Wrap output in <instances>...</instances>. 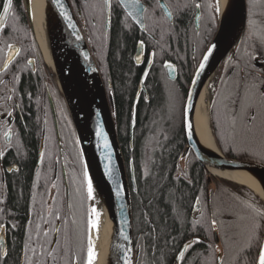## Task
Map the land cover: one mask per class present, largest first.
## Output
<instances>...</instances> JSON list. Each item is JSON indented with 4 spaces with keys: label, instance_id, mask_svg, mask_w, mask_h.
<instances>
[{
    "label": "trees",
    "instance_id": "obj_1",
    "mask_svg": "<svg viewBox=\"0 0 264 264\" xmlns=\"http://www.w3.org/2000/svg\"><path fill=\"white\" fill-rule=\"evenodd\" d=\"M211 1L215 2V0ZM1 3L2 0L0 5ZM246 5L248 19L255 16L259 22L264 20V0H246ZM19 10V13H10L9 18H13L7 25L19 28L17 42L22 45L30 42L34 48H37L23 7L20 6ZM92 25V30L85 33V39L100 74L110 83L117 140L126 169L129 170V162L133 167L135 191L131 190L130 199L133 244L138 250L137 264H169L170 258L175 254L178 240H183L191 232L188 216L194 202L193 197L204 192L206 174L191 158L187 166L186 179L177 177L179 171L177 163L183 152L179 127L181 100L177 98L162 70L164 61L174 63L179 67L182 83L185 84L190 78L194 66L189 56L190 47L186 33L189 26L178 24L172 26L168 22L146 24L147 32L156 35V40L150 42L151 50L155 54L154 62L145 80L151 97L148 103L141 101L140 98L133 109L134 93L139 81L133 54L136 42L141 36L138 37L136 28L129 23L114 21L109 37H104L102 26ZM98 27L101 30L99 37ZM15 36L16 34L14 38ZM202 51L203 49L200 54ZM200 54L198 53V56ZM247 84H250L249 81L243 82L238 75V69H235L230 76L225 72L219 79L216 86L217 93L213 96L209 110L210 130L218 151L224 157L264 165V104L256 99L257 106L252 110L256 113L257 119L254 123H249L247 116L251 113H240L238 107L229 100V97L234 100L238 91L242 93ZM52 85L57 91L54 80ZM256 87L258 96L260 87L258 84ZM23 93V96L31 95L27 100L25 99L22 108L24 125L21 128L30 132L27 140L29 146L26 148L28 155L20 166L22 173L20 172L19 179L24 186L29 182H25L24 179L29 180L32 174L35 155L32 139L35 131L39 133L45 127L47 120L52 128V122L49 109L47 107L39 109L41 102H36L37 99H41L38 85H34L31 81L27 82ZM32 102H35V105ZM133 114L135 123L130 129ZM238 117L240 119H237V122L235 118ZM43 154L36 174L39 188L43 184H50L51 178L56 176L55 157L53 158L56 150H44ZM47 156L49 157L46 158ZM71 159L73 162L77 160L78 166L74 175L72 168L69 172L68 200L63 188L57 191L56 196H51L48 189L39 190L37 196L36 220L39 227L34 239L44 242L43 227L49 228L46 231L48 232L46 240L51 242L54 235L57 243L53 248L57 251L65 248L68 250L66 254L58 256V264H74V260L76 264H84L86 259L88 219L92 206L87 198L84 170L77 151L72 153ZM215 181L222 185L214 189L215 193L212 194L216 220L221 222L223 216H228L231 221L240 219L243 215L247 216L243 214L245 210H251V215L256 217L257 213L264 214V203L251 191L223 180L215 179ZM26 203V199L13 200L16 208L20 206L26 208ZM68 204L72 205L71 209ZM50 208L53 212L59 211V220H56L54 215H49ZM257 218L260 219L259 226L262 230L264 215ZM45 220L48 223H45ZM56 221L59 222L57 235L52 231ZM11 236L21 242L29 239L31 235H24L22 239V233L16 232ZM241 236L242 234L238 239ZM240 245H243V239L239 240L237 249ZM39 248L37 247L38 252ZM45 248L50 247L45 246ZM16 251L14 248L10 249L4 264H19L20 255ZM245 257L246 255L241 257V263L244 262ZM32 258L31 251L25 248L23 264H28V260Z\"/></svg>",
    "mask_w": 264,
    "mask_h": 264
},
{
    "label": "flooded vegetation",
    "instance_id": "obj_2",
    "mask_svg": "<svg viewBox=\"0 0 264 264\" xmlns=\"http://www.w3.org/2000/svg\"><path fill=\"white\" fill-rule=\"evenodd\" d=\"M163 2L167 3L169 5V10L173 12V18L171 20L165 17V14L157 0H140V4L144 9H146V11L142 14L144 30H141L124 11L119 0H111L110 6H108V21H106V5L104 0H69L70 7L84 38L85 33L92 30V24L102 26L104 37H109L113 22L118 21L133 25L137 30L138 37L141 36V38L136 42L134 54L140 41H144L143 61L140 66H136L134 63L138 70L139 81L134 93L132 106L133 109L134 105L140 98L141 101L143 100V102L145 101L148 103L151 97L149 94V89L147 90L146 88L145 80L149 75L154 62V52L151 50L152 46L150 45V42H154L156 40V35H152L147 32L146 24H161L168 22V24L172 26L175 24L188 25L189 28L187 27L186 33L190 47L189 56L194 67L213 39L217 30L219 12L217 13L215 11L216 0L215 2H212L211 0H163ZM196 2H199L202 5L199 9L200 19L198 20L197 25L195 22L197 9L194 7ZM2 4L3 0L0 5V10ZM20 6L23 7L21 0H13L5 27L0 32V151L4 153L3 157H0V224L3 225V228H0V232L3 231L5 235L4 245L0 242V264H4V260L11 248L17 250V254L20 255L19 264H23L24 249L26 248V244L35 248L40 247L41 244H44L43 241L38 242L34 239V234L37 231L36 205L38 191L48 189L51 196H56L57 191H60L61 188H63L65 191L66 200H68L69 172L72 168V174L74 175L76 173V166H78V161L75 160L73 162L71 157L72 153L76 151L79 154L75 134L65 104L59 92L53 89V76L49 72L47 65L44 63L38 47L34 48L30 42H27L24 45L17 42L16 39L18 38L16 37H18L17 34L19 28L7 25L8 21L13 18H9L10 13H19ZM250 18L257 20L255 16L249 17V19ZM249 19L246 5V23L243 33L241 34L238 42L233 47V50L229 52V54L223 60V63L215 72V74L219 72V76L213 89L212 99L214 94L217 93L216 86L219 79L225 74V72L228 76H230L235 69H238V75L240 78H242L243 82L247 80L250 84L255 82V84H258L260 87V92H264V45L258 46L256 41L248 38L250 31V26L248 24ZM106 24L108 27H106ZM99 28L100 27L97 29L98 37L100 36L101 32ZM257 28L264 30V26H262L259 21H257ZM14 34H16L15 38ZM7 44H12L19 48L20 53L19 55L15 56L11 63L8 64L7 69L4 68V70H2L8 52ZM201 49H203V51L200 54ZM198 53L200 56H198ZM150 55H152L151 66L143 81V87L141 88L140 80ZM29 61H31V63H29ZM166 64L175 67L176 77L174 81H171L167 78L165 70ZM178 69L179 67L174 63L164 61L162 64V70L165 79L171 84L170 86L174 89V93L176 94L177 98H180L181 100L179 127L180 133L182 135L184 151L185 143L181 129V114L185 93L188 88L193 70L191 72L190 78L184 84L181 81ZM100 76L105 86L107 96H109L111 94L110 83L104 80L101 74ZM29 81H31V83L34 85L36 84V86L38 85L39 90L41 91V99H37L36 102H41L39 109H46V107L49 109L52 128L50 127L49 121L47 120L45 127H43L39 133L35 131L32 139V149L35 153L33 158L32 174L29 180L26 178L24 179L25 182H29L23 186L19 179L20 174L22 173L20 166L28 155L26 148L29 146V144H27V140L29 137L28 134L30 132L28 129L21 128L24 125L22 108L25 99L27 100L28 97L31 96L29 94L23 96L26 84ZM9 97H11V99H9ZM33 104L35 105V102ZM51 107L54 111V119L52 116ZM251 111L254 112L253 110ZM8 113H11V116H9ZM235 119L238 122L240 118L238 117ZM134 123L135 119L133 114L131 118L132 125L130 126V129H132ZM8 129L12 130L10 141L4 136V132ZM44 150H56V155L53 156V158L55 157L54 168L56 176L51 178L50 184H43L39 188L36 174L40 162L42 161L41 153H43ZM48 157L49 156L46 158ZM191 158L194 159L191 154H188L184 160L178 161V178L186 179L187 166L190 163ZM182 162L183 164L181 166L180 163ZM194 162L196 161L194 160ZM130 164L131 162H129V165ZM126 171L128 175L129 170L126 169ZM43 180L47 181V179ZM216 180L219 181L218 179ZM52 182L57 185L56 188H52ZM210 184L211 185L208 186L207 175L205 174V184L203 188L204 192L193 197L194 202L192 203V208L188 216L191 232L183 240H178L176 243L177 245L175 244V254L173 255V258H170L169 264H178V262L175 260V256L181 249H183L185 244H189L190 242H193L197 239L200 241L199 244L193 243L191 248L185 250V261L183 264H217L218 253H221L223 264H249V261H251L252 258L257 255V247H252L250 249L245 248L248 242V231L254 222L258 223L257 235L261 241L264 231V222L263 228L260 230V219L251 215V210L243 211V214H247V216L243 215V217H240V219L237 218L238 220L232 219L231 221L228 216H223L221 222L216 220L214 218L216 212L213 209L214 205L212 194L215 193L214 189H218L220 186L222 187V185H220L219 182H216L215 179H212ZM24 199L27 201L26 208L21 206L16 208V204L13 205V200L20 201ZM197 200L199 203H197ZM213 220L216 221L214 226L212 224ZM219 223L221 224L220 228ZM232 228L234 231H232ZM47 229L49 228L46 226L43 227L44 231H47ZM57 229L59 230L58 221L55 222L54 228L52 229L54 234L58 232ZM215 231L218 238V247L215 245ZM16 232L22 233V239L24 235L26 236L30 234L31 240H21V242L15 240L14 236L11 235ZM241 234V238L238 239ZM241 239H243V245H240V247L237 249L239 240ZM52 241H56L54 235ZM51 242L44 244V246L50 248L55 247L56 243ZM231 249L233 251V255L231 253ZM241 249L244 250L241 251ZM134 254L135 264H137L138 250L135 245ZM245 255V260L243 263H241V257Z\"/></svg>",
    "mask_w": 264,
    "mask_h": 264
},
{
    "label": "water",
    "instance_id": "obj_3",
    "mask_svg": "<svg viewBox=\"0 0 264 264\" xmlns=\"http://www.w3.org/2000/svg\"><path fill=\"white\" fill-rule=\"evenodd\" d=\"M21 1L32 36L44 61L39 46L35 40L27 0ZM232 1L228 12L222 18L219 17L216 33L193 69L182 106L181 129L185 148L179 160L182 161L188 154H191L196 163L201 166L207 174L208 186L211 185L210 182L212 179L223 180L240 186L227 178L218 176L214 172L249 170L260 181L264 193V165L252 161L226 158L218 151L217 147L216 152L206 150L196 141L193 131V107L198 93L205 81L209 82L212 79L225 57L233 50V47L238 42L245 27L246 0ZM4 2L5 0H3V3ZM47 2L52 12L48 15L44 14L45 19L42 23V34L47 52L50 54V62L48 65L45 61L44 63L47 65L55 80L57 90L59 91L68 112L83 170H85V167L87 168L88 175L93 183L94 193H96V188H99L100 185L102 186L106 200L111 209L110 264H125L126 255L130 257L131 264H135L130 199L131 189L135 191L133 167L131 164L129 165V174L127 175L122 152L117 140L116 128L112 115L111 95L107 96L98 67L93 59L87 42L81 33L77 20L70 7L69 0H59V3H57V0H47ZM121 5L135 25L141 30H144V24L143 22L141 23L142 15L138 10L130 7L126 3H121ZM63 13H67V16L71 17V20L69 21ZM129 13L133 14L130 15ZM0 14H3V4ZM197 16H199V9L197 10ZM106 21H108V6H106ZM195 22L197 25L198 20L195 19ZM238 24L240 25L239 32L232 40L229 48L223 50V45L229 34ZM72 25H74V27ZM106 27H108L107 24ZM209 48H211V55H209L208 60L205 62L203 57L208 53ZM143 53L144 49L140 47L139 43L133 57L136 66L141 65L143 61ZM8 54L9 50L5 61L7 60ZM15 56L16 55H13L12 60ZM137 56H139V60H137ZM151 62L152 55H150L141 77V88L143 87V81L149 71ZM200 63L205 64L203 70H200L199 68ZM2 70H4V65ZM165 70L167 78L174 81L176 77L175 67H168V64H166ZM83 77L86 78L93 91L92 98L88 101V106L83 94ZM193 81H195V83H193ZM88 107L92 109V112H89L91 110H89ZM51 109L54 119V111L52 107ZM189 124L191 125L190 128L188 127ZM99 129H102L106 135L110 150L104 149L102 138L96 135ZM109 155L110 167L113 169L112 179H109L105 174V165L109 164ZM113 180L115 183H113ZM117 186L123 187L120 196L115 194ZM240 187L248 189L264 203V197L262 198L247 187ZM90 201L92 208H95V199ZM125 236L128 237L127 240L124 239ZM214 237L215 245L218 247L216 231ZM4 241L5 235L4 232L1 231L0 242L3 245ZM261 242H264V231ZM128 249H130V252L127 251ZM220 259L221 253H218L217 264H220Z\"/></svg>",
    "mask_w": 264,
    "mask_h": 264
},
{
    "label": "snow or ice",
    "instance_id": "obj_4",
    "mask_svg": "<svg viewBox=\"0 0 264 264\" xmlns=\"http://www.w3.org/2000/svg\"><path fill=\"white\" fill-rule=\"evenodd\" d=\"M121 3H126L128 4L130 7L137 9L138 12L142 15L146 9H144L142 7V5L140 4V0H120ZM157 2L159 3L160 7L163 9L165 17L168 19H172L173 18V12L169 10V5L167 3H164L163 0H157ZM12 3L13 0H5V2L3 3V14H0V31H2L5 27V20L6 17L9 13V10L12 7ZM57 3H59V0H57ZM104 3L106 6H110L111 0H104ZM62 6V5H61ZM201 3L196 2L194 7L198 10L201 8ZM219 0H217L216 5H215V11L218 13L219 12ZM130 15H132L133 13H129ZM63 15L70 21L71 17L67 16V13H63ZM196 19L199 20L200 17L196 16ZM143 21L141 20V23ZM248 24L250 26V31H249V37L253 39L254 41L257 42V45H264V30H260L257 28V20L255 19H249ZM260 24L262 26H264V20L260 21ZM74 27V25H72ZM144 46V41L141 40L140 41V47L143 48ZM7 48L9 50V54L7 57V60L5 61L4 64V68L7 69L8 64L11 63L12 61V57L13 55H19L20 53V49L16 48L14 45L12 44H7ZM153 55H155L153 53ZM209 55H211V48L208 49V53L206 55H204L203 60L206 62L208 60ZM255 58V57H253ZM137 60H139V56H137ZM29 63H31V61H29ZM205 64L204 63H200L199 68L200 70H203ZM168 67H171V65H168ZM193 83H195V81H193ZM260 100L261 104H264V92H259L258 96H257V87L255 82H252L251 84H247L244 86V91L241 92H237L236 94V98L233 100L231 97H229V100L231 101V103L233 105H236L238 107V111L242 114L245 113H251L250 115L247 116V119L249 121V123H254L255 120L257 119V115L255 112H252L251 110L253 109V107H256V99ZM9 99H11V97H9ZM190 107V106H189ZM9 116H11V113H8ZM235 125V119L233 120V126ZM188 127L190 128L191 125L189 124ZM97 136L101 137L103 140V147L106 150H110V145L108 143V139L106 137V135L104 134L102 129H99L96 133ZM4 136L5 138H7L9 141L11 140V136H12V130L8 129L7 131L4 132ZM4 153L2 151H0V157H3ZM43 153H41V157L43 158ZM109 159V164L105 165V174L109 179H112L113 177V169L110 167V155L108 157ZM58 162V161H57ZM84 180L86 181V189H87V198L89 200H94V188H93V183L91 178L88 175V171L87 168L85 167L84 173ZM113 183H115V181L113 180ZM57 185L55 183L52 184V188H56ZM77 191H79V189H77ZM123 191V187L122 186H117L116 190H115V194L117 196H120L121 193ZM53 200H55V198H53ZM197 203H199V201L197 200ZM69 209L72 208L71 204H68ZM49 215H54L56 220L60 219V215H59V211L57 210L56 212H53L52 209H49ZM257 217H261L264 214L261 213H257L256 214ZM93 217H95V219H93ZM99 217H100V213L93 207L91 209L90 215H89V219H88V235H87V248H86V259L84 261V264H95V260L97 258V251H96V245H95V241L99 238L98 237V231H99ZM45 223H48L47 220L44 221ZM75 223V221H74ZM213 226L216 224V221L213 220L212 221ZM39 227V226H37ZM0 228H3V225L0 224ZM257 228H258V223L254 222L251 226V228L248 231V242L245 246V248L250 249L252 247H257L258 248V252L257 255L255 257L252 258L251 261H249V264H264V242H261L258 238L257 235ZM92 230H96L97 235L94 238L92 236ZM57 231H59L57 229ZM43 236L45 237V241L44 244H47L48 241L46 240V237L48 236V232H44ZM125 240L128 239L127 236L124 237ZM29 240H31V236L29 237ZM51 243H57L56 241H52ZM196 243L199 244L200 241L197 239L193 242H190L189 244H185L183 246V249H181L179 251V253L175 256V260L178 262V264H183V262L185 261V250L188 248L192 247V244ZM44 244L40 245L39 248V252L37 251V248L35 247H30L28 244L25 245L26 249H28V251H31L33 254V258L28 260V264H58V256L64 255L67 253V249H60L59 251H57V249L54 248H45ZM244 249H241V251H243ZM128 252H130V249L127 250ZM74 264H76L75 260H74ZM125 264H131V259L129 256H125ZM220 264H223V260L221 259Z\"/></svg>",
    "mask_w": 264,
    "mask_h": 264
},
{
    "label": "bare ground",
    "instance_id": "obj_5",
    "mask_svg": "<svg viewBox=\"0 0 264 264\" xmlns=\"http://www.w3.org/2000/svg\"><path fill=\"white\" fill-rule=\"evenodd\" d=\"M217 2V0H216ZM232 0H219V17L222 18L229 10L232 4ZM27 6L29 9V16L34 32L35 40L39 46L44 61L48 65L50 62V54L47 52L45 40L42 34V23L44 22L45 15L52 12L47 0H27ZM240 30V25L234 27L229 34L227 40L223 45V50L229 48L232 40L235 38ZM84 78V77H83ZM83 94L88 106V101L92 98L93 91L88 84L86 78L83 82ZM211 92L208 89V82L202 85L197 99L193 107L192 124L196 141L199 145L209 151L216 152V145L209 127V106L211 103ZM89 112L92 109L88 107ZM220 177L227 178L232 182L239 184L240 186L247 187L253 190L256 194L264 197V193L257 177L249 170H236V171H216L214 172ZM95 194V209L100 213L99 217V231L98 239L95 241L97 258L95 264H110L111 259V209L106 200L105 193L102 186L96 188ZM92 236L95 238L97 235L96 230H92Z\"/></svg>",
    "mask_w": 264,
    "mask_h": 264
},
{
    "label": "rangeland",
    "instance_id": "obj_6",
    "mask_svg": "<svg viewBox=\"0 0 264 264\" xmlns=\"http://www.w3.org/2000/svg\"><path fill=\"white\" fill-rule=\"evenodd\" d=\"M49 72H50V71H49ZM218 76H219V72L216 73V74L212 77V79L208 82V89H209V91L211 92V97H212V95H213V89H214V86H215V84H216V82H217ZM52 80H54V78H53ZM54 84H55V80H54ZM55 86H56V85H55ZM56 89H57V87H56ZM57 91H58V90H57ZM58 92H59V91H58ZM59 94H60V93H59ZM146 151H148V148L146 149ZM146 155H148V152H147ZM182 164H183V162L180 163L181 166H182ZM82 167H83V165H82Z\"/></svg>",
    "mask_w": 264,
    "mask_h": 264
}]
</instances>
